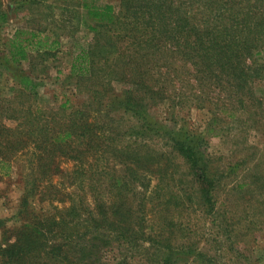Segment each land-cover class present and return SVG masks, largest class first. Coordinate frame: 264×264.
Segmentation results:
<instances>
[{"label": "trees", "instance_id": "16d2710c", "mask_svg": "<svg viewBox=\"0 0 264 264\" xmlns=\"http://www.w3.org/2000/svg\"><path fill=\"white\" fill-rule=\"evenodd\" d=\"M116 2L117 9L94 0L74 6L77 24L82 10L94 35L72 58L67 79L79 93L87 91V104L71 106L64 97L51 108L35 107L37 84L29 76L17 77L14 94L0 97V170L8 175L19 159L28 169L18 223L9 227L0 219V264H221L194 242L178 245L177 221L163 201L177 215L186 208L184 198L190 204L192 199L180 194L186 189L163 149L183 162L196 201L213 215L216 182L207 174L198 142L176 132L174 121L177 109L200 101L210 86L223 98L236 99L239 108L256 101L252 84L264 77L258 61L264 51V0ZM21 34L16 31L7 44L13 63L28 61L34 51L50 53L58 43L44 46L32 41L35 32L30 40ZM113 84L122 95L104 106L102 98ZM185 84L199 88V96H186ZM160 100L169 102V126L148 118L146 101ZM112 110L136 119L130 141L141 134L149 146L143 141L119 148L126 129L114 120L99 122V115ZM66 164L68 169L60 168ZM107 164L108 171L99 170ZM116 164L123 171L113 172ZM139 171L156 176L150 195ZM33 198L48 209L29 210Z\"/></svg>", "mask_w": 264, "mask_h": 264}, {"label": "rangeland", "instance_id": "374dc122", "mask_svg": "<svg viewBox=\"0 0 264 264\" xmlns=\"http://www.w3.org/2000/svg\"><path fill=\"white\" fill-rule=\"evenodd\" d=\"M64 1L0 0V97L12 96V88H19L17 77L29 76L37 84V95L33 100L35 107L51 108L61 103L64 97L69 98L71 106L88 103L87 91L79 93L75 81L68 80L67 77L72 58L79 48L89 44L94 35L84 25V22L87 25L92 24V21L83 18L84 11L81 10L82 16L78 25L74 18L77 10L74 6L78 0ZM94 2L109 3L117 9L116 0ZM16 31L22 33L21 38L24 40H30V33L35 32L37 37L32 41L40 42L44 46L53 40L58 43L50 53L34 51L32 55L28 53V61L13 63L8 57L7 44ZM261 53L258 61L263 66L264 76V51ZM173 79L176 91L181 93L182 90L178 88H183L182 83L175 81L176 77ZM188 82L190 86V78ZM210 87L212 89L208 87L206 93L200 95V101H190L193 102L191 105L184 106L182 110L177 109L179 113L176 114L174 122L175 131H179L180 135L184 132L189 134L198 142L203 152L207 174L216 182L214 214L209 216L203 213L201 204L196 201L197 192L191 185L190 188L187 185L185 165L175 155L170 154L169 148L163 149V152L170 157L172 165H176V176L186 189V192L180 194L190 197L192 204L182 195L186 208L181 214L175 215L172 213L171 203H163L173 223L177 221L178 245L186 243V240L194 242L197 249L208 253L221 264H264V77L252 84L251 91L254 92L256 101L250 106L245 104L242 108L238 107L236 99L223 98L219 89ZM183 90L186 96L190 92L197 95L199 88L189 89L185 84ZM105 93L107 97L101 101L104 106L110 104V99L120 98L122 95L116 84L111 85V91ZM223 95H226V91ZM168 106V100L157 101L155 105L146 101L149 120L169 126L171 120L169 121ZM97 110L98 108L95 114H100ZM99 118L101 123L114 120L116 125L121 124L126 129L121 131L119 148L125 144L134 147L143 141L149 146L148 139L141 134L132 136L136 142L130 141L131 131H136L132 127L136 123L133 117L112 110L106 116L99 115ZM23 160L13 162L8 175L0 170V219L6 220L9 227L18 223L16 214L22 195V177L28 173ZM65 167L68 164L60 168L68 169ZM107 167L108 164L106 167L100 166L99 170L103 171L105 168L108 171L110 168ZM116 169L123 171L119 164L112 171ZM154 176L149 178L145 171L137 174L140 182L147 188L146 195H150L155 186ZM241 185L243 186L239 187ZM65 206H68V202ZM28 208L41 214V209L46 210L48 206L33 198L29 201ZM128 264L140 263L131 261Z\"/></svg>", "mask_w": 264, "mask_h": 264}]
</instances>
